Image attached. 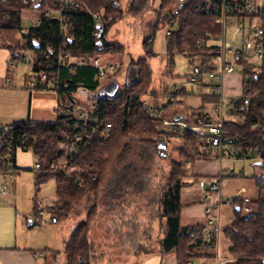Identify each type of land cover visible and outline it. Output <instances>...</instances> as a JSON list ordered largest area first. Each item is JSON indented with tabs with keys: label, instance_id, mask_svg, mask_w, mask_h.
Returning <instances> with one entry per match:
<instances>
[{
	"label": "trees",
	"instance_id": "obj_1",
	"mask_svg": "<svg viewBox=\"0 0 264 264\" xmlns=\"http://www.w3.org/2000/svg\"><path fill=\"white\" fill-rule=\"evenodd\" d=\"M0 0V29L5 27H18L19 16L26 9H42L50 6V0ZM92 13H97L99 19L87 14L84 10H73L68 13L65 45L75 56H89L95 53L118 55L123 53L124 47L119 42L108 41L106 35L112 25L121 17L123 10L115 0H83ZM200 0H183L182 3H175L174 0H161L158 7V21L165 23L170 31L167 36L166 53L164 57V74L172 76L174 71V55L176 51H186L189 55L197 56L204 50L197 49L195 45L196 34L203 35L206 31L212 34L219 32V26L215 24V17L210 13L199 12L196 8ZM174 3L176 8H174ZM176 9V10H174ZM129 12L139 14L141 9L128 7ZM150 31H154L156 24L148 25ZM151 32L142 39V47L145 55L137 59H131L127 67V81L109 91L107 95H93L100 82L96 79L97 69L82 66L75 67L71 72L61 71L62 80L67 83V89L58 93V104L65 102L69 95L75 93L79 88L89 93V101L97 104L99 116L102 122H110L111 130L106 139L96 137L91 145L83 149L82 161L90 167V171L96 175L95 181H86L84 185L78 186L72 178L63 177L62 174L39 176L38 181L47 180L53 177L55 180L56 200L54 206L50 207L52 217L58 220L67 218L75 207L90 193L95 195L102 191L104 203L122 193H127L125 185L130 184L129 171L121 169L116 180L111 181L114 170V163L131 152L133 142L144 147L158 150L157 143L163 139L167 143L172 133H164L160 127V119L157 117L161 108H151L144 104V98L152 92V70L148 58L154 53L151 48ZM50 41L54 45L61 42L58 32V23L49 21L43 23L34 35L27 32L24 36V43L18 45H6L3 49L10 53L17 50H37L39 54L42 46L41 41ZM264 50V27L260 30V37L257 40ZM202 57L201 61H206ZM45 59L38 56V63L42 67ZM235 65L239 66V73L242 75L244 94L260 96L264 94V53L263 58L255 63L247 61L242 54L235 58ZM36 66V65H35ZM119 72L116 67L113 76ZM172 94V92H171ZM189 93L181 88L176 94L178 97L188 96ZM201 104L195 115H189L184 120L195 130H185L182 133L185 143L179 147L184 159L191 155L190 148H196L202 144L204 135L198 130L201 123L207 117L197 120L200 114H205L206 105L212 104L216 99L201 95ZM256 107L249 108L244 121L227 120L224 123L226 137L232 138V144L226 156L233 158L252 159L259 158L260 174L258 175L259 193L251 200L252 206L249 213L242 211L243 201L239 199L234 203L233 220L231 225L225 227L223 233L230 242L227 255L232 258L229 264H264V100L256 99ZM176 105L180 103L179 98L173 101ZM148 106L151 114L144 112ZM167 109V105L165 106ZM54 122L34 121L35 140L32 144L33 150L37 153L39 160L46 161L57 155L54 147L56 138L61 137L65 129L61 122L59 110ZM164 118L171 119L166 114ZM176 116V115H175ZM181 116V115H177ZM26 121L14 122V125L23 126ZM255 123L256 127L252 128ZM204 158L206 154L198 153ZM186 163L182 160L171 163L167 184L160 195L161 215L164 222L161 226V252L163 254H174L177 264H187L193 258H211L210 254L214 247L215 235L211 237L200 236V225H183L181 220V191L186 186ZM261 179V180H260ZM125 183V184H124ZM104 193V195H103ZM36 204V203H35ZM36 206V205H35ZM96 206L92 204L86 211L84 220L75 226L68 240L65 243L64 253L66 264H91L92 244L88 239L90 224L95 219ZM190 233H193L191 236ZM84 259L83 262L77 260Z\"/></svg>",
	"mask_w": 264,
	"mask_h": 264
},
{
	"label": "rangeland",
	"instance_id": "obj_2",
	"mask_svg": "<svg viewBox=\"0 0 264 264\" xmlns=\"http://www.w3.org/2000/svg\"><path fill=\"white\" fill-rule=\"evenodd\" d=\"M115 1V0H114ZM123 10L121 17L112 25L106 38L108 41L119 42L123 45L124 51L121 54H105L104 58L116 64L119 72L114 76V81L106 83L107 92L114 90L117 86L120 88L127 81V67L131 59H137L145 55L142 47V39L150 31L151 24H156L151 34V48L154 53L148 58L152 70V92L146 95L145 102L149 107L161 108L162 114L170 117L183 115V118L189 115H195L200 106L201 96L196 93V86L187 79L190 65L198 63V58L190 56L186 51H176L174 55V71L172 76L164 74V57L167 46L166 31L168 26L158 21L161 17L158 15V7L161 0H116ZM178 3V0H174ZM174 3V8L176 4ZM128 7L141 9L139 14L129 12ZM176 10V9H174ZM37 9H26L20 13L18 27H5L0 29V49L6 45H18L24 43V36L29 28L35 23ZM258 18H244V25L248 27L250 23L261 24ZM231 19L226 20V36L230 37L233 28L230 26ZM2 54V52H0ZM27 59H32V52H24ZM3 56V55H2ZM5 59V58H4ZM1 58V64L4 62ZM255 59V58H252ZM226 60L232 62L231 56ZM256 60H253L255 62ZM257 62V61H256ZM255 62V63H256ZM235 71L239 72V66L235 65ZM30 72L29 65H21L17 70V83L20 87L12 88L7 86L3 79H0V124H13V122L27 120L29 111L33 107L30 103L29 92L21 88L25 84V74ZM15 83V77L13 79ZM184 88L188 96H183L178 105L174 102L169 103L171 89L173 86ZM178 100V99H177ZM169 105L167 109L165 106ZM209 106V104H207ZM206 107L205 112H209L212 118L216 117L212 107ZM211 106V104H210ZM38 109V106L35 107ZM58 102L55 107V113L60 110ZM176 115V116H175ZM53 111L48 115L53 118ZM200 132H205L200 129ZM185 143L182 134L172 135L166 143L165 154H159L158 150L144 147L133 142L131 152L126 156L119 158L114 163V172L111 181L118 177L121 169L129 171L130 184L125 185L127 193H122L112 198L108 203H104L102 191L88 194L80 205L74 208L67 218L54 221L51 215L50 207L54 206L56 200L55 180L53 177L44 181H38L37 176L30 170L35 162L34 155L30 152H18L16 155L19 168L11 177L6 175L5 182H0V203L3 204L4 213L1 215L0 229L9 227L8 214L12 207L13 211L31 214V219L36 229H40L41 239L49 242L50 260L53 264V256H57L55 264H63L64 251L61 250L64 240L69 236L77 224L84 220L88 208L95 204L96 217L90 224L88 239L92 244V263L93 264H114L119 261L121 264H142L144 260L160 249V240L162 237L161 226L164 219L161 215L160 195L167 184V179L173 161L184 159L179 151V147ZM211 160L213 168L206 171L212 173L218 171V161L209 157L205 161ZM217 161V162H216ZM202 162L198 163L199 165ZM202 163V168H204ZM257 157L253 159L237 160L234 162L225 161L222 168L227 169L233 166L235 171L245 170L246 177L224 176L221 180L220 192L222 195L230 196L235 192L243 199H248L245 205L252 208L251 200L255 199L259 189L254 177V165H260ZM195 165L190 163L186 167L185 181L186 186L181 191L182 208L191 205H202L205 208L203 194L206 191V182L211 179H218V175L200 174L193 177ZM204 172V171H202ZM192 173V174H191ZM260 174V169L257 170ZM191 175V176H190ZM259 178V177H258ZM261 180V179H260ZM261 184V181L259 182ZM125 184V183H124ZM259 185V184H258ZM215 194V193H214ZM213 194V195H214ZM104 195V193H103ZM36 203V204H35ZM36 205V206H35ZM234 206L223 202L221 205V216L226 210L231 211ZM42 209L40 216L36 215V210ZM243 211V210H242ZM25 215V216H27ZM215 215V214H213ZM7 216V217H6ZM206 219V215L204 213ZM182 221L186 222V216L182 214ZM198 221H201L199 218ZM222 221V218H221ZM107 239L109 243L101 246L100 241ZM102 243V242H101ZM131 246H137V249H130ZM129 247V248H128ZM54 250L56 252L54 253ZM211 258H193V264H212L217 257H222L221 248L214 252L211 249ZM232 259V258H230ZM79 262L84 259L78 257Z\"/></svg>",
	"mask_w": 264,
	"mask_h": 264
},
{
	"label": "built area",
	"instance_id": "obj_3",
	"mask_svg": "<svg viewBox=\"0 0 264 264\" xmlns=\"http://www.w3.org/2000/svg\"><path fill=\"white\" fill-rule=\"evenodd\" d=\"M1 1L4 2L5 0ZM40 1L38 0L37 3ZM22 2L26 3L27 0H22ZM178 2L182 3L183 0H178ZM196 8L199 12L212 14L215 17V24L219 26L217 34H212L209 31L203 35L196 34V48L201 49L204 46V50L198 55V63L190 65L187 75L188 81L196 86L198 95L216 99L211 104L216 117L212 118L209 112L197 117L198 121H201L204 115L207 117L206 121L201 123V127L205 129L203 143L209 145L216 153L217 161L220 164L218 179H211L206 182L207 191L203 196L204 213L207 217L205 225L200 230V236L211 237L225 228L219 219L223 202L234 206L233 202L240 199L237 194L230 196L221 194L222 178L224 176H247L245 170L235 171L233 166H229L227 169H223L221 166L225 161L245 160L244 158L237 159L226 156L232 144V138L225 136L224 123L228 117L234 121H244L249 108L256 107L255 100H264V94L258 96L255 93L251 95L242 93L239 96H228L223 90V77L225 74L235 71V58L240 54L249 62L256 60L257 62H255L258 63L263 58L264 50L257 40L260 37V30L264 26L250 23L248 27H245L244 18H258L263 21L264 0H200ZM73 10H84L95 19H99V15L92 13L83 0H50V6L37 9L35 23L31 25L28 33L34 35L43 23L56 21L61 42L58 45H54L50 41L42 40L40 44L38 42L39 47L42 46L39 52L40 57L45 59L42 67L37 65L40 64L38 63L39 54L37 50L30 49L32 52L30 61L24 54L26 50L8 52L5 63L6 76L3 77L7 86L20 87L17 83V70L21 65H29L30 72L25 74V84L21 88L30 94L51 92L58 98L60 90H65L68 86L61 78V71L67 70L72 73L75 67L88 66L97 69L96 79L101 83L93 95L99 96L109 93L106 90V83L114 81L113 72L116 64L104 58L105 54L102 53L75 56L65 45L63 37L66 36L68 13ZM227 18L231 19L230 26L233 28L230 37L226 36ZM169 33L170 31L167 30L166 34ZM227 56H231L232 62L226 60ZM202 57H207V60L201 61ZM14 77L15 83L13 82ZM203 77L207 79V82L202 80ZM180 90L181 87L173 86L169 101H173ZM89 96L85 89L79 88L75 93L70 94L65 102L60 103L59 115L65 129L62 131L61 137L54 141L53 145L57 150V155L50 160H39L37 153L33 150L34 121L27 120L23 126L0 124V182L4 184L6 175L11 177L21 168L17 165L16 155L18 152L27 151H30L35 157L34 165L30 170L37 177L60 173L63 177L72 178L78 186L84 185L86 181H95L96 175L82 161V150L88 148L96 137L106 139L111 130V123L102 122L97 104L95 101H89ZM144 104H146L145 101ZM144 112L151 114L148 106L145 107ZM157 117L160 119V127L164 133L181 134L185 130L197 129L188 126L180 118L178 120L175 117L164 118L161 116V111H158ZM255 127L256 124L253 123L252 128ZM214 193L215 198L213 197ZM242 210L244 213H249L251 207L242 205ZM35 213L38 216L41 215L42 209L38 208ZM190 235L192 236L193 233ZM33 255L38 256L42 253L34 252ZM191 262L189 260L187 264H191ZM224 262L226 260L217 258L214 264H223Z\"/></svg>",
	"mask_w": 264,
	"mask_h": 264
},
{
	"label": "crops",
	"instance_id": "obj_4",
	"mask_svg": "<svg viewBox=\"0 0 264 264\" xmlns=\"http://www.w3.org/2000/svg\"><path fill=\"white\" fill-rule=\"evenodd\" d=\"M150 1V0H149ZM260 25L264 26V20L261 22ZM0 62L1 58L3 57L4 62L2 64L0 63V79H3V77L6 76V68H5V63L8 57V51L5 49H0ZM3 55V56H2ZM204 82H207V79L203 77L202 79ZM223 90L225 94L228 96H239L243 93V85H242V75L239 72H232V73H227L223 77ZM201 96V95H200ZM30 103L33 105L31 110L29 111V116L27 120H32V121H54L57 117L58 112L55 111L56 104L58 102V98L54 93L51 92H35L30 94ZM181 99V97L176 96V98L173 100L175 101L176 99ZM201 100V99H200ZM173 101H169V103H173ZM181 103V102H180ZM201 104V102H200ZM178 105V104H177ZM38 106V109L35 107ZM169 107V105H167ZM208 106V105H206ZM211 107L210 104L208 108ZM170 108H173L172 106ZM53 111V118H49L48 115H50V112ZM208 112V111H207ZM179 117L182 121L185 122V118H183V115L181 116H176L175 118ZM233 120L231 117H228V120ZM25 120V121H27ZM24 121V120H22ZM20 122V121H17ZM14 123V122H13ZM186 123V122H185ZM187 124V123H186ZM188 125V124H187ZM189 126V125H188ZM200 129H203L200 127ZM200 129L198 130L200 132ZM195 130V129H193ZM205 130V129H204ZM202 133V132H200ZM182 134V133H181ZM205 135V132L202 133ZM191 150V155L188 157L186 160V167L192 163L195 165L194 172H193V177H196L200 174L208 175H218L219 170H220V164H218V171L216 172H208L206 170L213 168V163L211 160L205 161V163L201 160H207V158L212 157L216 158V153L210 148L209 145L203 143L202 139V144H199L196 148H190ZM199 152L201 154H206L204 158L202 156H199ZM195 154V155H193ZM204 163V168H202V163L199 165L198 163ZM217 162V161H216ZM219 163V162H218ZM261 165V163H260ZM260 165H254V177L255 181L257 183L258 189H259V179L257 174V170L260 169ZM222 166V165H221ZM204 171V172H202ZM187 173V172H186ZM188 174V173H187ZM192 174V173H191ZM191 176V175H190ZM207 186V184H206ZM207 191V188H206ZM204 192V194L206 193ZM203 194V196H204ZM237 194L238 193H234ZM258 195V194H257ZM215 194L213 197L215 198ZM203 198V197H202ZM240 199L243 201V205H245L248 199L240 197ZM239 200V199H238ZM238 200H235L233 202L237 203ZM232 207V206H231ZM11 210L7 212L8 214V219H9V227L7 229H0V264H53L52 260H50V248L48 247L49 242L43 241L41 239L40 229H36V227L33 226L34 222L30 219H27L26 217L30 216L27 215L24 212H17L13 211L12 207L10 208ZM230 210V209H229ZM224 212L221 216L220 214V222L223 227H228L231 225V222L233 220V209L231 211ZM5 214L4 213V208L3 204L0 203V220H1V215ZM182 214L186 216L187 221L183 222V225H200L204 226L205 225V217H204V209L202 205H191L188 207H183L181 208V217ZM27 215V216H25ZM40 216V215H39ZM7 217V216H6ZM201 219V221H198V219ZM222 218V221H221ZM182 220V218H181ZM71 234V233H70ZM69 234V236H70ZM69 236L64 240L63 245L61 248L62 251H64L65 248V243L68 240ZM102 242V243H101ZM109 243L107 239H104L103 241H100L101 246H105ZM230 246V242L228 239L225 237L223 231L215 235V242H214V247L213 250L214 252L219 251L221 248V255L222 257H217L219 259L226 260L223 264H229L232 259H230L227 255V250ZM129 248V247H128ZM137 249V246H131L130 249ZM34 252H41L42 255L34 256ZM56 250H54V253ZM53 261L54 264L57 261V256H53ZM216 258V259H217ZM208 259V258H206ZM215 259V261H216ZM189 261V260H188ZM187 261V262H188ZM215 261L212 263L214 264ZM63 264H66V257L64 253V262ZM93 264V263H91ZM114 264H121L119 261H117ZM142 264H177L176 257L175 255L172 254H163L161 252V247L158 250L157 254L151 255L147 257ZM191 264H193L191 262ZM205 264V262L203 263Z\"/></svg>",
	"mask_w": 264,
	"mask_h": 264
},
{
	"label": "water",
	"instance_id": "obj_5",
	"mask_svg": "<svg viewBox=\"0 0 264 264\" xmlns=\"http://www.w3.org/2000/svg\"><path fill=\"white\" fill-rule=\"evenodd\" d=\"M39 3H37L35 6H37ZM177 120L179 119V117L176 118ZM157 147H158V152L159 154L161 155H164L165 154V149H166V142L165 140L161 139L158 141L157 143ZM53 220L54 221H57V219L55 217H53Z\"/></svg>",
	"mask_w": 264,
	"mask_h": 264
}]
</instances>
